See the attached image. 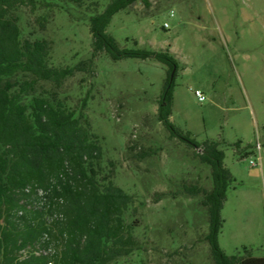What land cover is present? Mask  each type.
Returning a JSON list of instances; mask_svg holds the SVG:
<instances>
[{"label": "rangeland", "instance_id": "1", "mask_svg": "<svg viewBox=\"0 0 264 264\" xmlns=\"http://www.w3.org/2000/svg\"><path fill=\"white\" fill-rule=\"evenodd\" d=\"M108 32L122 48L174 57L170 121L200 146L217 142L235 180L222 211L220 248L228 256L264 257V0H136L113 16ZM43 36L54 42L55 65L91 58L85 20L58 12ZM168 68L155 59L103 54L90 73L64 86L72 105L88 99L86 112L105 160L115 163L116 184L143 203L137 236L146 251L113 264H214L203 238L206 211L200 197L184 191L211 189V169L195 155L200 150L172 138L158 121Z\"/></svg>", "mask_w": 264, "mask_h": 264}, {"label": "trees", "instance_id": "2", "mask_svg": "<svg viewBox=\"0 0 264 264\" xmlns=\"http://www.w3.org/2000/svg\"><path fill=\"white\" fill-rule=\"evenodd\" d=\"M135 1L0 0V264H113L146 251L137 236L143 203L116 184L115 163L105 160L86 112L88 99L72 105L71 95H64L66 82L90 73L103 54L114 61L155 59L169 67L158 121L172 138L200 150L195 155L211 169V189L184 186L187 195L200 197L206 211L203 238L211 259L214 264H264V257L228 256L220 248L222 211L235 180L217 142L200 146L170 121L174 57L122 48L108 32L113 16ZM58 12L88 22L91 58L55 65L54 42L43 34Z\"/></svg>", "mask_w": 264, "mask_h": 264}, {"label": "built area", "instance_id": "3", "mask_svg": "<svg viewBox=\"0 0 264 264\" xmlns=\"http://www.w3.org/2000/svg\"><path fill=\"white\" fill-rule=\"evenodd\" d=\"M171 17H174V13H173V12L171 13ZM164 27H165V28H169V24H168V23H165ZM196 96H197V98L199 99L200 102H204V101L206 100L205 96H204L203 93L200 92V91H197V92H196ZM259 148H260V147H258V149H259ZM252 165L254 166V163H252ZM50 264H52V263H50Z\"/></svg>", "mask_w": 264, "mask_h": 264}]
</instances>
